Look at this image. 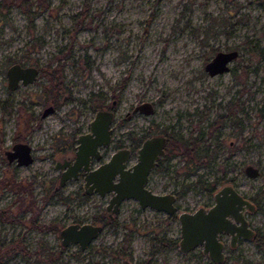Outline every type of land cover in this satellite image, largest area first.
I'll use <instances>...</instances> for the list:
<instances>
[{
	"label": "rangeland",
	"instance_id": "1",
	"mask_svg": "<svg viewBox=\"0 0 264 264\" xmlns=\"http://www.w3.org/2000/svg\"><path fill=\"white\" fill-rule=\"evenodd\" d=\"M25 1L31 20L26 2L7 8L11 0H0V264H264V251L248 239L227 243L219 263L200 245L179 249L177 214L212 200L194 182L197 174L209 182L221 176L220 160L193 167L172 155L147 186L179 192L190 183L177 196L178 211L168 215L129 197L111 220L104 209L109 194L84 195L82 174L61 184L55 168L73 154L76 134L88 130L97 109L92 94L114 101V140L129 141L125 133L148 127V116L131 113L143 100L157 103L153 120L175 124L185 138L197 135L199 117L208 149L216 141L209 121L225 114L219 156L232 154L226 172L241 192L259 196L261 209L246 217L264 234V0ZM226 49L237 50L227 72L208 74L205 62ZM15 61L38 73L10 89L5 71ZM49 105L54 109L43 114ZM15 138L30 146L29 163L8 161L4 151ZM247 163L259 168L257 176L243 173ZM73 221H98L103 229L85 249L61 245L59 230Z\"/></svg>",
	"mask_w": 264,
	"mask_h": 264
},
{
	"label": "water",
	"instance_id": "2",
	"mask_svg": "<svg viewBox=\"0 0 264 264\" xmlns=\"http://www.w3.org/2000/svg\"><path fill=\"white\" fill-rule=\"evenodd\" d=\"M237 51L229 49L217 51L211 60L205 63L204 68L210 74L227 70L226 63L236 57ZM38 68L35 65H20L12 63L7 68V86L13 88L18 80L23 83L34 81L37 77ZM149 101H143L139 108L144 112H150ZM52 110L51 106L44 109L43 114ZM113 110L100 108L95 110L93 117L89 121V132L81 133L76 138V154L73 161L56 163L60 168V182L69 179L71 175L77 174V169L84 170L85 192L93 193L97 191L100 195L105 192L110 193L104 208L108 210L110 218L117 213L120 204L125 198H133L138 201L141 207H151L154 210H162L168 215L178 211L176 204L177 194L173 191L154 192L147 183V175L154 167L156 158L164 153L163 144L165 137L153 136L146 138L137 152V160L125 166L129 159V151L125 148L113 151L109 159L90 169V158L99 157L98 146L106 145L111 140V122L113 120ZM9 161L15 159L18 164H27L32 160L30 146L28 143L15 142L11 149L5 150ZM63 167H66L63 169ZM245 172L251 177L259 174L256 165L248 164ZM214 202L208 208L196 207L194 210L181 209L177 214L179 221V249L186 252L193 247L200 245L202 251L209 254L214 262H223V244L217 238L221 232L230 235V244L234 245L236 237L252 239L253 228L248 226V221L244 217L245 209L255 210V206L243 197L234 186L224 184L214 194ZM103 229V225L83 221L82 223H69L59 230L61 245L77 243L81 249L98 236Z\"/></svg>",
	"mask_w": 264,
	"mask_h": 264
},
{
	"label": "flooded vegetation",
	"instance_id": "3",
	"mask_svg": "<svg viewBox=\"0 0 264 264\" xmlns=\"http://www.w3.org/2000/svg\"><path fill=\"white\" fill-rule=\"evenodd\" d=\"M227 50V49H226ZM226 50H217V51H226ZM216 51V52H217ZM237 51V50H236ZM216 54V53H215ZM214 54V55H215ZM214 55H212L211 56V58L209 59V60H211L212 58H213V56ZM237 55V54H236ZM234 59V58H233ZM208 60V61H209ZM207 61V62H208ZM231 61V60H230ZM12 63H19L20 65H28V64H24L23 62L21 63V62H18V61H15V62H12ZM11 63V64H12ZM206 63V62H205ZM10 64V65H11ZM226 65H227V67L229 66V61L226 63ZM33 66V65H32ZM8 67H9V65H8ZM7 67V68H8ZM37 67V66H36ZM7 68H6V71H5V77H6V72H7ZM229 69V67L227 68V70ZM205 70H207V69H205ZM227 70L226 71H223V72H227ZM207 72H208V74H210L209 73V71L207 70ZM223 72H217V73H223ZM38 73V72H37ZM217 73H215V74H210V75H216ZM19 83H21L22 84V82L20 81V80H18V82H17V84L16 85H14L13 86V88H15ZM23 84H25V83H23ZM8 87V86H7ZM13 88H10V89H13ZM143 101H146V100H143ZM142 101V102H143ZM147 101H149V103H150V112H144V111H142L140 108H139V106L142 104V102H137V104H135V105H133V107H132V110H131V113H134V112H138V113H140V114H144V115H146V116H148L149 118H150V120L148 121V127L144 130V131H142L140 134H134V132L135 131H131V132H127V133H125V134H129L130 133V137H131V139L129 140V141H126V140H122L121 138H119V139H112L113 137H111V135H112V130H111V135H110V137H111V140L107 143V144H112V142H113V146H112V151H110V154L108 155V156H106V155H104L103 153H102V150H105L106 149V145H101V146H98V148H99V157L98 158H95L94 156H91V158H90V169H92V168H94V167H97L98 165H100V164H102L103 162H105L106 160H108L109 159V157H110V155L113 153V151H116V150H119V149H123V148H125V149H127L128 151H129V159L128 160H126V164H125V166H129V165H131V164H133L136 160H137V152H138V150L142 147L141 145L143 144V142H144V140L146 139V138H149V137H153V136H155V135H157V136H163V137H165V142H164V146H163V150H164V153L162 154V155H159V157L158 158H156V163H155V165H154V167L150 170V172L148 173V175H147V178H148V180H147V183H146V185H149V182H150V180H151V178H150V174H151V172L152 171H154V170H156V169H159V168H161V169H166L167 168V164L169 163V161H170V159H171V156L172 155H174V154H177V155H179L180 156V158H182V160H183V162H185L186 163V166H189V165H193V164H195V162L194 161H192V158L190 157H184V156H181L180 155V153H179V150L178 149H171L170 147H172L173 145L172 144H174L175 142H176V140H177V138H179V137H181V138H185V137H183L182 136V134H180L178 131H177V126L175 125V124H173V123H165V124H162V123H158L155 119L153 120L151 117L152 116H154V112L156 111V106H157V103H155L154 101L152 102V101H150V100H147ZM114 101H112V103H110V104H108L107 102H105V101H102V103H99V104H94V106L93 107H96L97 109H100V108H105V109H112L113 110V115H114V113H115V109H114ZM49 106H51L52 107V110L54 109V107L52 106V105H49ZM96 109V110H97ZM193 112H194V114L196 115V116H198V115H201L200 114V112L199 111H194L193 110ZM129 116H130V114H129ZM114 117H115V115H114ZM114 117H113V119H114ZM227 118V115H225V114H219V115H217L216 116V118L215 119H213V120H210L209 121V126L211 127V128H213L212 129V132H214L215 134H213V140H216L215 142H214V144H213V146H212V148H210V149H208L207 148V145H206V143H205V139H204V137H203V133H202V131H201V129H200V127H199V124H200V118L198 117L196 120H195V122H196V133H197V135H195V136H193L192 134H189L187 137H189V136H192V137H195V140H196V142H197V144H198V149L200 150V154L202 155V157L200 156V158H199V161L197 162V164H199V163H208L211 159H215V160H220V161H222V162H220L221 164H224V166H223V169H222V172L220 173V175L221 176H219L218 178H214L213 180H211L210 182L209 181H207V179H203V177L201 176V174H200V176H201V178H202V181H201V186L204 188V190L208 193V194H210V196H211V199L212 200H207L203 205H201V206H203L204 208H208L209 206H211L212 205V203L214 202V197H213V194L217 191V190H219L221 187H222V185H224V184H229V185H232V186H234L235 188H236V190L243 196V197H246L254 206H255V209L257 208V205H258V195H256V193L255 194H246L245 192L243 193V192H241L239 189H238V187H237V185H236V177L232 174V175H228V173L226 172V167H227V164L225 163V161H227V159H230L231 158V156H232V154L230 155V156H219L220 155V153H219V150H220V148H221V144L220 143H218L219 142V138H220V134H221V132L220 131H218V129L222 126V125H224V120ZM113 121V120H112ZM111 126V125H110ZM240 126V123H237V127H239ZM88 127H89V123H88ZM112 127V126H111ZM89 129H90V127L88 128V130H85V131H79V133H77L76 134V136L74 137L75 138V143L73 144V149H74V151H73V154H70V156H67V157H63V158H61V159H59V161H56L55 162V168L56 169H58L59 171H60V168H58V167H56V163L58 162H60V163H63L64 161H73V159H74V157H75V154H76V144H77V141H76V137L79 135V134H81V133H86V132H89ZM112 129H113V127H112ZM214 130V131H213ZM124 135V134H123ZM123 135H121V136H123ZM186 137V138H187ZM16 140V138L14 139V141ZM15 142H19V141H15ZM15 144V143H14ZM13 144V145H14ZM12 145V146H13ZM6 150V149H5ZM215 150V151H214ZM5 152V151H4ZM211 154V156L210 157H208L207 155H210ZM32 155V154H31ZM105 157V159H102V157ZM7 157V156H6ZM8 159V158H7ZM94 159H96V160H100L99 161V163L98 164H96L95 166H92V163H93V161H94ZM191 160V161H190ZM9 161V160H8ZM12 161H14V163H16V161H15V159L14 160H12ZM12 161H9V162H12ZM16 164H18V163H16ZM248 164H251V163H247V164H245L244 165V167H243V173L245 174V175H247L248 177H251V176H249L248 174H246V172H245V166L246 165H248ZM252 165V164H251ZM66 167H63V169H65ZM77 174L75 175V176H73V175H71V177L72 178H76V177H79L81 174L83 175V181H84V170L82 169V168H78L77 170ZM60 174H61V171H60ZM70 177V178H71ZM253 178V177H252ZM65 181V180H64ZM64 181H63V183H64ZM59 182H60V178H59ZM85 182V181H84ZM84 182L82 183V186H81V190H82V192H84V195L85 194H88V195H90V194H93L94 192L95 193H97V194H99L97 191H93V193H88V192H85V190H84V188H83V184H84ZM61 184H63L62 182H60ZM153 190V189H152ZM154 191V190H153ZM155 192V191H154ZM176 194H177V192H175ZM105 194H109V196H108V198L110 197V193L109 192H105ZM100 195V194H99ZM102 196V195H101ZM104 196V195H103ZM108 198H107V200H108ZM107 202V201H106ZM199 207V206H198ZM105 209V208H104ZM192 210H194V209H192ZM250 210H248V209H245V212H244V217H246V214H247V212H249ZM254 211V210H253ZM105 213H106V215L108 216V218L111 220V219H113V218H110V216H109V213L110 212H108V210H106L105 209ZM246 219H247V217H246ZM248 221V220H247ZM73 222H76V221H73ZM72 222V223H73ZM77 223H82V222H77ZM95 223H99L98 221L96 222L95 221ZM69 224V223H68ZM100 224V223H99ZM103 225V224H102ZM248 226L249 227H251L250 225H249V223H248ZM251 228H253V230H254V233H253V235H252V239L251 240H253V236L256 234V231H258V229H255L254 227H251ZM221 242H222V244H223V248H222V250H223V252H224V259H225V246H226V244L228 243L230 246H232V247H234L235 245H236V243H238L239 241H240V239H243L241 236H238V237H236V240H235V244L234 245H231L230 244V235H229V233H227V232H221V233H219L218 234V237H217ZM249 240V239H248ZM201 249H202V247H201ZM202 251V250H201ZM204 252V251H203ZM204 253H206V252H204ZM207 254V256L209 257V254L208 253H206ZM210 258V257H209ZM212 261V260H211Z\"/></svg>",
	"mask_w": 264,
	"mask_h": 264
},
{
	"label": "trees",
	"instance_id": "4",
	"mask_svg": "<svg viewBox=\"0 0 264 264\" xmlns=\"http://www.w3.org/2000/svg\"><path fill=\"white\" fill-rule=\"evenodd\" d=\"M24 2H26L25 0H21ZM23 3H20V4H23ZM12 4H15L13 2V0H11V2L9 3V5H6V7L8 8L10 5ZM19 4V5H20ZM30 6V4H27L26 2V7H24V11L28 14V17L29 19L31 20L32 18V13L30 11H28V7ZM4 7V4L0 2V8H3ZM86 67H89L90 66V62H86ZM50 77V76H49ZM93 97L91 98V101L94 103V104H99V103H102L103 101V97H98L96 94H92ZM173 146L170 147L171 149H178L179 150V153L181 156H184V157H191L192 158V161L195 162V164H193V167L197 166V162L199 161V158L200 156L202 157V155L200 154V150L198 149V144L195 140V137H192V136H189L187 138H177L176 142L174 144H172ZM215 151V150H214ZM208 157L211 156L210 155H207ZM191 161V160H190ZM201 181H202V178L200 176V174H197V178L195 180L194 183L196 184H201ZM190 185V183L188 184H183L182 185V189L179 190V192H177V196L182 193L186 188H188ZM257 209H261V205H257ZM102 223H105V219H101L100 220ZM161 242H164L167 246L171 247L172 245H174L175 242H173L172 239H166L164 238V236H162L160 238ZM253 243L256 247H258L259 249H261L262 251H264V234H262L259 230L256 231V234L253 236ZM21 249H23V247L21 246ZM24 250V249H23Z\"/></svg>",
	"mask_w": 264,
	"mask_h": 264
}]
</instances>
